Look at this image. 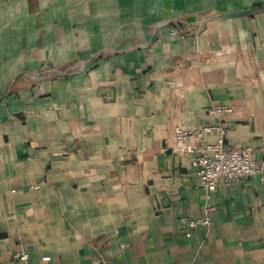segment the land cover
<instances>
[{"label": "crops", "instance_id": "crops-1", "mask_svg": "<svg viewBox=\"0 0 264 264\" xmlns=\"http://www.w3.org/2000/svg\"><path fill=\"white\" fill-rule=\"evenodd\" d=\"M211 124L264 160V0H0V264H264V177L171 147Z\"/></svg>", "mask_w": 264, "mask_h": 264}, {"label": "built area", "instance_id": "built-area-1", "mask_svg": "<svg viewBox=\"0 0 264 264\" xmlns=\"http://www.w3.org/2000/svg\"><path fill=\"white\" fill-rule=\"evenodd\" d=\"M179 32L178 24L171 26V34L176 35ZM230 110V107L219 105L212 107L209 112L222 114ZM214 132H218L219 136L213 141L208 140L209 135ZM226 133L224 126L216 124L206 125L199 130H189L182 126L175 128L171 147L174 151L192 155V165L196 170L198 182L206 189H215L222 180L232 184L243 182L252 176L264 177V160L257 158L255 147L228 145ZM182 221L194 230L199 224L209 220L183 218ZM14 264H32L30 252L23 250L16 253Z\"/></svg>", "mask_w": 264, "mask_h": 264}, {"label": "water", "instance_id": "water-1", "mask_svg": "<svg viewBox=\"0 0 264 264\" xmlns=\"http://www.w3.org/2000/svg\"><path fill=\"white\" fill-rule=\"evenodd\" d=\"M251 10H245V11H242V12H233V13H226V14H220V16H237L239 14H245V13H248L250 12ZM194 32V30H193ZM157 31L154 32L152 38H151V41L148 43V45H150L156 38H157Z\"/></svg>", "mask_w": 264, "mask_h": 264}]
</instances>
